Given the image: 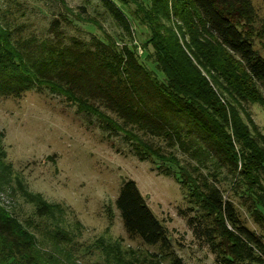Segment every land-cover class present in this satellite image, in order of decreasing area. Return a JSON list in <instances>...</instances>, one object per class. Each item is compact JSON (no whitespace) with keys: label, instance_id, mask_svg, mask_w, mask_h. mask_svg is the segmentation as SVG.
<instances>
[{"label":"trees","instance_id":"16d2710c","mask_svg":"<svg viewBox=\"0 0 264 264\" xmlns=\"http://www.w3.org/2000/svg\"><path fill=\"white\" fill-rule=\"evenodd\" d=\"M99 1L126 36L119 35V45L105 33L63 44L62 14L51 21L50 37H17L0 15V98L46 91L77 115L95 116L102 129L123 134L140 162H158L177 181L189 205L187 225L216 263L264 264V238L200 170L217 157L231 190L264 230V135L240 114L246 103L264 110V20L251 0ZM132 25L143 30L142 42L134 41ZM33 200L37 216L49 214L51 205ZM114 204L130 238L160 246L168 264H184L168 252L166 231L134 181L122 182ZM0 264L58 262L0 206Z\"/></svg>","mask_w":264,"mask_h":264},{"label":"rangeland","instance_id":"374dc122","mask_svg":"<svg viewBox=\"0 0 264 264\" xmlns=\"http://www.w3.org/2000/svg\"><path fill=\"white\" fill-rule=\"evenodd\" d=\"M251 1L258 20H264V0ZM0 9L3 22L17 37H50L49 25L61 20L59 14L68 20L63 44L70 45L71 39L86 43L92 35L105 33L119 45V35L124 36L99 0H0ZM132 32L134 41L142 42L143 30L132 25ZM241 106L250 130L253 125L264 135L263 108ZM173 151L182 163L187 162L185 155ZM0 153V206L28 229L44 256H52L58 264H168L169 256L160 246L144 245L126 234L114 204L124 180L134 181L165 229L169 253L184 264H218L187 225L189 205L177 181L165 176L158 162H140L122 133L102 129L95 116L77 115L62 98L46 91L1 97ZM210 157L201 173L232 201L244 224L264 238V230L231 190L227 170L219 167L217 157ZM34 197L51 205L48 215L35 214Z\"/></svg>","mask_w":264,"mask_h":264}]
</instances>
